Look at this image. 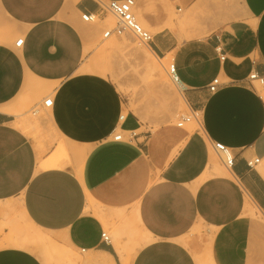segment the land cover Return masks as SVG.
Masks as SVG:
<instances>
[{"label":"crops","instance_id":"0c3cea01","mask_svg":"<svg viewBox=\"0 0 264 264\" xmlns=\"http://www.w3.org/2000/svg\"><path fill=\"white\" fill-rule=\"evenodd\" d=\"M135 1L199 132L146 130L112 78L79 73L95 0H0V264H264V0ZM40 85L50 144L18 114Z\"/></svg>","mask_w":264,"mask_h":264},{"label":"rangeland","instance_id":"374dc122","mask_svg":"<svg viewBox=\"0 0 264 264\" xmlns=\"http://www.w3.org/2000/svg\"><path fill=\"white\" fill-rule=\"evenodd\" d=\"M110 16L113 21L109 18ZM116 23V19L110 13H106L103 22H82L87 30L84 33L85 54L79 73H99L112 78L125 96V110L140 116L147 124L144 129L154 131L163 124L177 127L181 118L188 117L190 112L185 104L180 105V101L184 102L167 74L170 59L156 62L155 67L147 69L141 63L140 57L135 54L136 50H147V47L139 43L132 34L122 31L121 34L114 33L109 38H103V33L113 29ZM130 81H134L133 86ZM256 85L257 89L262 92V87ZM40 87L43 92L31 91L18 114L23 121L29 120L40 128L43 126L47 128H42L43 135L40 134L42 140L50 144L49 108H46L43 102L52 96V90H47L44 85ZM163 87L167 88L169 93H163ZM140 88L148 89L150 93H153L152 99L155 101L144 102V98H138L136 92L138 89L140 91ZM182 128L191 133L200 131L194 119L184 123ZM212 156L218 161L213 152Z\"/></svg>","mask_w":264,"mask_h":264},{"label":"built area","instance_id":"2783aa9c","mask_svg":"<svg viewBox=\"0 0 264 264\" xmlns=\"http://www.w3.org/2000/svg\"><path fill=\"white\" fill-rule=\"evenodd\" d=\"M95 3L100 8V11L103 13H110L116 19L117 23L113 29L107 30L104 33V37L108 38L114 33L121 34L122 31H126L141 44L144 46H148L151 42V34L142 28L138 22L136 21L134 9H135V0H95ZM81 18L85 22H94L99 19V15L96 14H82ZM23 40L19 39L16 42V46L20 47ZM167 74L175 86L176 90L180 95H182L184 91V87L177 75V71L174 64H170L167 69ZM249 82H257L260 85L264 86V77L259 76L256 73L250 74L248 78ZM221 85L218 79H215L211 85L209 86L210 91H215L218 86ZM43 105L46 108H50L52 105V99L48 98L44 100ZM191 119L197 120L196 112L191 111L188 117H182L181 122L178 123V127H183L184 123L189 122ZM114 140H122L121 134H116L114 136ZM212 150L216 154V156L220 159L223 166L227 169H230L233 165V155L231 151L225 147L223 144L220 143H213ZM258 160H254L253 162L249 163V166L257 163ZM102 237L105 240H108L106 233H103Z\"/></svg>","mask_w":264,"mask_h":264},{"label":"bare ground","instance_id":"6f19581e","mask_svg":"<svg viewBox=\"0 0 264 264\" xmlns=\"http://www.w3.org/2000/svg\"><path fill=\"white\" fill-rule=\"evenodd\" d=\"M112 21L113 18L110 16L109 17ZM135 54L140 57L141 63L147 68V69H152L153 67L156 66V62H161V60L149 49L147 50H136ZM155 70V69H154ZM47 90H51L52 87L46 88ZM38 92H43L42 88H39L37 90ZM264 96V92L262 93ZM184 103L180 101V105L183 106ZM34 122H30V125H33ZM56 153L62 154V155H67V150L64 144L60 143L56 149ZM245 214L250 216L251 218L257 220V221H262V216L259 213V211L249 202L246 201L245 203Z\"/></svg>","mask_w":264,"mask_h":264}]
</instances>
